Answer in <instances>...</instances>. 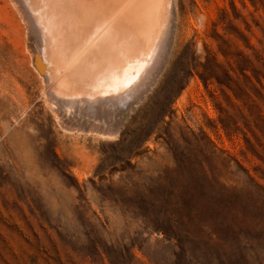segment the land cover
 <instances>
[{
    "label": "rangeland",
    "instance_id": "1",
    "mask_svg": "<svg viewBox=\"0 0 264 264\" xmlns=\"http://www.w3.org/2000/svg\"><path fill=\"white\" fill-rule=\"evenodd\" d=\"M173 1L98 123L33 64L32 0H0V264H264V0Z\"/></svg>",
    "mask_w": 264,
    "mask_h": 264
},
{
    "label": "bare ground",
    "instance_id": "2",
    "mask_svg": "<svg viewBox=\"0 0 264 264\" xmlns=\"http://www.w3.org/2000/svg\"><path fill=\"white\" fill-rule=\"evenodd\" d=\"M127 1L32 0L45 42L42 50H47L45 57L35 54L36 68L48 80L56 79L55 86L64 94L57 99L62 106L74 112L76 104L80 114L86 110L82 112V106L94 108L97 122L147 81L140 82L169 47L174 1Z\"/></svg>",
    "mask_w": 264,
    "mask_h": 264
},
{
    "label": "water",
    "instance_id": "3",
    "mask_svg": "<svg viewBox=\"0 0 264 264\" xmlns=\"http://www.w3.org/2000/svg\"><path fill=\"white\" fill-rule=\"evenodd\" d=\"M34 64V63H33ZM40 71V70H39ZM41 72V71H40Z\"/></svg>",
    "mask_w": 264,
    "mask_h": 264
}]
</instances>
